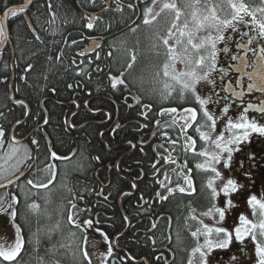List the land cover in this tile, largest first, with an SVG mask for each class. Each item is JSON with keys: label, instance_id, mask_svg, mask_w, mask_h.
Segmentation results:
<instances>
[{"label": "trees", "instance_id": "1", "mask_svg": "<svg viewBox=\"0 0 264 264\" xmlns=\"http://www.w3.org/2000/svg\"><path fill=\"white\" fill-rule=\"evenodd\" d=\"M21 1L23 0H8V4ZM78 1L79 4L77 0H33L26 13L29 15L35 31L30 28L25 14L19 15L16 19L11 17L9 19L10 37L15 50L16 74L14 81L15 84L16 81L18 82L14 92L16 97L25 98L31 108L30 115L16 125L13 133L15 138L23 136L31 125L43 122L45 119V111L41 107L40 100L42 95L71 97L75 90V82L80 81L79 85L82 88L80 100L82 101V97L90 96L86 105L88 108L81 106V111L79 110L72 117L75 124L79 123L80 117L86 121L78 128H70L65 125L67 118L65 115H69L74 108V103L62 105L51 99L45 101L44 105L50 116L46 128L54 150L60 157H67V159L55 160L57 162L56 176L46 189L37 188L27 183L29 179H32L34 184L37 182L46 184L50 178L49 174L42 171L52 161L43 136L40 135L39 149H31L26 141L14 142L9 136L11 123L15 118L26 115L28 104L24 102V105H20L10 102L7 96V82L11 68V53L9 47L5 51H0V113H3L0 115V125L6 132V136L0 138L3 141L0 144V165L7 167L16 162V158L7 160L6 154L11 151L10 143L20 148L19 156L23 158L24 162L18 165L19 170H23L21 168L27 163L29 164L27 174L12 186L17 192L15 205L17 216L13 222L20 226V234L25 241V250L19 264H41V257H43V264H55V261H59V264H76L77 261L87 264L86 261H83L82 253L79 251L84 247L85 231L83 227L78 229L68 222V213L76 211L71 209L69 201L77 204V210L83 209L86 204L89 205L90 200L87 195L100 189L99 180H91V172L94 170V166L104 163L108 159H112L111 163L113 164L120 155V164L122 166H127L128 163L133 164L131 166L136 167L137 174L140 173L139 166L146 169L147 162H152L150 147L144 148L143 152L138 147L130 152H122L131 146L130 143H123V140L129 136L136 139L135 129L138 127V123L126 125L116 132L108 130L100 134L103 128L102 124L91 120H102L107 117V112L98 110L102 108L110 109L112 116L114 115L115 105L110 99L112 96L110 92L113 93L114 89L109 85L108 74L109 71L112 73L125 66L124 60L128 49H135L138 55V62L131 70V75L127 74L128 88L133 93H140L143 98L148 96L153 100V102L151 101L153 106L159 104L165 108L174 105L180 107L195 101L191 94H187L185 100L181 101L178 85L177 91L173 93L172 97L163 101L159 98L160 84L151 81L157 70L154 66L161 65L166 60V55L164 46L159 44L158 40L149 37L156 29L160 30L161 35H165L166 25L163 20L155 27L145 26L142 23L143 9L150 4V0H110L111 6L106 5V0H95L94 4L89 0ZM185 2L186 0H177L181 6ZM218 2L219 0H209V3ZM244 2L253 7L264 6L261 0H244ZM130 3L133 8H128ZM117 4L120 5L121 11L116 10ZM100 9L101 11L95 14L100 17L95 22V26L92 29L86 28L87 17ZM3 10L4 3L3 0H0V12ZM201 11H203L202 7ZM184 19L185 17H181V22ZM136 25H140V28L133 33L130 29L135 28ZM37 36L39 39L36 38ZM94 39H102L99 47L85 52L84 56L79 55L80 50ZM72 40H76L78 43L73 45ZM153 43H157L158 47L153 49ZM109 52L112 53L111 56L108 55ZM96 53H99V60L96 59ZM29 65L32 67L29 68ZM97 65L101 71L96 70ZM21 74L24 77H21ZM148 75L151 77L150 79H148ZM3 77H6L4 82H2ZM70 84L73 85V88L69 87ZM116 92H123L122 87L119 86ZM127 106V103H122L120 115L122 117L137 115L136 117L140 119L137 114L141 109L140 106L135 105L131 108ZM90 109L98 110L97 114L90 113ZM155 110L152 108L151 118L155 114ZM125 120L122 119V122ZM171 130L174 134L173 127ZM24 146L29 149L27 153L29 159L25 157ZM95 157H100V159L96 160ZM202 158L203 156L195 154L193 158L188 159L189 164L194 161L192 171L195 178L194 191L176 193L174 196H169L167 201H158L152 197L156 189L154 184L140 181L135 191L122 194L120 203L121 190L132 185L126 178L112 172L111 182L108 186L103 187V192L111 195L109 206L104 205L112 213L111 218L113 217L110 223L112 229L109 232L110 236L126 226L122 207L131 216L132 222L138 218L139 212L144 214V211L148 209L154 217L158 215L161 217V227L156 229L153 234L155 244H168L172 247L175 257L169 264H184L191 248L195 247L198 241L197 238L190 235V232L202 227V218L195 215L192 210L207 211L209 208H213L216 201L228 207H230L228 201L230 200L232 203V198L223 199L222 202L212 195V189L208 187L212 172L210 169L196 167ZM6 160L7 163H5ZM99 174L102 180L106 181L107 177L103 170ZM80 176L84 177V180H81ZM69 188L73 191L69 192ZM141 194L150 199L148 198V202L139 207L135 205V202L141 203ZM0 196L10 198L8 189H0ZM33 202L40 206L38 211H33L28 207ZM81 212L79 211V215ZM193 215L196 219L191 218ZM234 215L237 216L232 210L231 216ZM57 224H59L58 228ZM139 225L141 228L130 226L125 233L119 235L116 240L117 244L126 249L133 257L146 258L149 264H166L161 256H158L160 259H157L149 234L143 231L150 226L149 219H142ZM73 233H75L74 237ZM37 239H39V245L36 244ZM114 250L116 255L120 253L117 247H114ZM166 254L170 258L168 251ZM0 264H5V262L0 261ZM109 264H111L110 261ZM132 264H146V262L141 260L139 263L132 262Z\"/></svg>", "mask_w": 264, "mask_h": 264}, {"label": "snow or ice", "instance_id": "2", "mask_svg": "<svg viewBox=\"0 0 264 264\" xmlns=\"http://www.w3.org/2000/svg\"><path fill=\"white\" fill-rule=\"evenodd\" d=\"M33 0H26V3L20 5L18 7L9 6L8 0H3L4 3V11L2 15L4 20H0V43L7 42L9 38L8 29L5 26V21L11 17L12 19H16L21 14H26L28 5L32 4ZM91 3H95V0H89ZM261 3L264 4V0H261ZM159 4V10H156L157 5ZM51 7V5H49ZM201 7L203 11H201ZM128 8H133V5L128 4ZM117 11H121V7L117 4ZM257 13H259V17H257ZM222 14V15H221ZM181 17H185L183 23L181 24ZM190 17V21H189ZM247 18V19H246ZM100 19L97 16H89L87 17V23L85 27L88 29H92L95 26V22ZM163 20L165 27V35H161L160 30L156 29L152 32L150 39L158 40L159 44H162L165 48L166 60L158 66H154L157 70L154 73V80L159 78L163 80V87L159 90L160 99L163 101H167L170 97H172L173 93L177 91V88L173 87V84L168 81L174 82L178 85V92L181 101L185 100L187 94H191L194 97V100L197 103L198 107H187L178 109L175 107L172 108H160L158 116H164L166 114H176L178 112L183 113L180 116L173 115L171 122L161 121L157 119L155 124L160 126L163 124L166 129H170L175 127L178 121L182 120L183 123L179 124V130L181 134L185 138L184 150L185 152L192 151L195 154L205 157V164L209 166V169L212 173L215 174L216 177H221L222 173L214 166V164H222L225 169L231 170L232 167V158L233 152L239 151V147H236L244 142L249 141V137L253 134H259L264 137V124L258 123V119H264V100H262L259 104L248 103L247 107L243 109L244 113H248L249 110H252L256 113L255 116L249 118L247 115H241L240 122L232 123L231 120L228 122L229 129H237L240 130L238 134L232 135L227 141L223 138V133L216 137V140L213 141L216 149L218 151L209 153L207 151H200L196 153V143L197 140L193 136L187 134V130L189 128H195V131L199 133V138L203 141L209 140V136L201 131L203 127L215 128L216 120L210 114L208 110V105L210 103H215L216 101L212 100L211 96L204 97L202 96L198 89L197 84L200 81H207L209 85H212L210 91H214L215 88V80L209 79L211 73L217 72L216 68V44L215 41H210V47L207 49V55H200L199 59L194 62L191 60L189 56V48L190 45L192 49L200 50L204 49V44H195L192 40V31L189 30V23L199 30L208 26L209 21L215 22L216 26L223 27L225 29L230 28L232 31H236V26L238 24L243 23L245 26H251L255 30V35L249 36L247 44L243 45V47L247 48L248 44H252L254 40L260 38L261 47L259 48V55L256 61V66L253 67L251 72L245 71L248 67H251L249 61L246 57H238L233 56V60H240L239 65H234L233 67L237 72H240L242 75H246L251 81L248 84V91L251 92L256 90L258 92L264 93V6L262 7H253L248 3H245L244 0H219L218 3H209V0H186V2L181 6L177 3V0H150V4L143 9V21L142 23L145 26L155 27L159 22ZM30 26V25H29ZM140 28V25H136L135 28L130 29L133 33H135ZM247 36L248 33H245ZM39 39V37H36ZM175 38V42L173 44L169 43L170 39ZM217 39L223 40L224 36H218ZM71 43L73 45L77 44L76 40H72ZM139 43V41H137ZM95 47H99V44L93 41ZM158 47L157 43L152 44V48L155 49ZM92 50V49H89ZM225 52L228 51L227 48L224 49ZM248 51L255 52V48H248ZM79 55L84 56L85 52L81 51ZM109 56L112 55L111 52L108 53ZM157 55L159 53L157 52ZM99 53H96V59L99 60ZM51 59V57H49ZM59 59V57H57ZM176 61H180L185 63L186 67L189 69L188 71H181L179 73L175 70ZM138 62V55L135 49H128L126 51V57L124 60V70L119 72L118 75H112L111 71H109V79L110 85L113 89L118 88V86L122 88L128 87V82L126 79V73L131 75V70H133ZM75 63V61H73ZM29 68L32 65L28 66ZM172 69V71H170ZM97 71H101L99 66L97 65ZM83 71V70H81ZM221 74V78L228 75L226 69H219ZM237 84L240 83L239 80L236 81ZM72 87V85H69ZM54 91V90H53ZM223 91L228 92L231 91V94L236 99H241L243 96L242 92H236L235 89L224 88ZM136 105H139L143 110L140 112V115L145 119L149 118V114L152 111V104H141L140 96H132L131 97ZM127 97L125 98V102L127 103ZM15 103L24 105V101L16 100ZM128 107H133L132 104H128ZM198 108L202 110L203 117L205 121L201 124L198 121ZM229 111V106L225 105L223 108V112L227 113ZM3 115V113H0ZM210 122V123H209ZM18 123V121H17ZM49 123L48 119L44 120V124L47 125ZM71 127H75V125H71ZM117 128L119 125L116 126ZM141 127H147V125H141ZM115 131V129H113ZM156 133H153L155 136ZM6 136L5 129L0 126V138ZM161 136L166 140V142L172 146V150H175V146L178 143L177 139H172L169 136V131L164 130L161 132ZM12 140H15V137H12ZM3 141L0 139V144ZM32 145H36L37 149H39V142L36 139L31 140ZM135 146V145H133ZM11 151L7 153V160H12L16 158V162L14 164H9L7 167L4 165H0V188H6L7 185L13 183V177L16 176V173L19 171L18 165L23 163L24 160L19 156L20 148L16 147L14 144H9ZM160 148H164V144L158 145ZM143 150V149H141ZM29 149L27 146H24V154L27 157ZM165 152L168 154H160V159L155 161L151 167L153 169V175L155 176L157 173L161 172V167H158L160 164V160H163L165 164H176V160L172 158L171 152L168 149H165ZM222 153L226 154V159L222 157ZM49 154L52 159H67V157H60L56 151L51 150V145L49 144ZM30 158V157H27ZM254 159V157H251ZM96 160H99L100 157H95ZM7 160L5 163H7ZM186 164V161H185ZM205 164H197L196 167L198 169H204ZM119 167V165H117ZM183 165L181 166V171L178 173V177H182L184 184L177 182L175 184V188L169 187L168 183L164 181H157L160 189H164L165 192L172 194L176 190L181 193L186 192L188 189L193 188V183L187 172L183 171ZM241 167H243V161H241ZM44 173L49 174L51 178L48 179L47 183L37 182L34 184L32 179L27 181L28 184L33 185L37 188H47L49 184H52L55 179V165L49 164L45 169L42 170ZM172 173H176L177 169L173 168ZM191 169H188L190 172ZM23 175V173H20ZM165 179L168 180L170 177V173L165 171L163 173ZM247 175V173H245ZM137 184L135 182L132 183V188H136ZM208 187L212 189V195L216 196L217 191L213 188L212 180L208 181ZM238 184L234 179L229 178L223 187V192L225 194L229 192L237 191ZM69 192L73 190L71 188L68 189ZM11 195V194H9ZM127 195V193H125ZM155 198L159 201H167L169 196L164 195L161 191H156ZM83 199V197H80ZM107 199V197H105ZM141 199H143V195H141ZM17 203V199L15 196H11L9 199L7 196H0V213L5 214L9 220H13L17 216V211L15 205ZM229 205L231 201H228ZM248 203L253 206V208L259 209L258 215L259 220L257 223H253L251 220L247 219L245 216L241 215L240 222L241 227H236L233 232L229 231L225 227H215L210 228L208 225L202 224V228H197L195 231H191L190 235L193 238H198L200 235H204V243L199 244L195 247H192L190 253L188 255L187 264H208V256L214 249H227L230 244L233 242V239L239 242H243L245 237H249L252 242L255 244V255H256V264H264V201L258 200L256 196H251L248 200ZM70 207L72 210L67 215V220L70 224L74 225L76 228H81L86 226L88 229L95 227L96 232H101L104 236L105 240H108V236L106 233H102L99 225L100 221L97 219L95 222L93 219H82L79 216V211H84L83 209L77 210V204L69 201ZM33 211H38L40 206L33 202L28 206ZM213 212L219 214V219L222 221L225 218V211L223 208H209L206 212L202 213V215L209 216L212 215ZM192 219H196L195 215L191 217ZM128 216H124V220L127 221ZM59 227V224L56 226ZM157 224L155 222L152 223V228L155 229ZM51 231V230H49ZM21 229L19 225H16V233L15 240L13 243H7L6 241H0V261L5 262V264H19V260L22 256V253L25 250V241L21 236ZM215 234V239L211 237ZM73 237L75 233L72 234ZM179 240V236H178ZM94 241H90L87 235L83 236V248H80L79 251L82 253L83 261H86L87 264H92V260L90 257L93 253L88 249L89 244H94ZM153 243L155 241L153 240ZM36 244L39 245V239L36 240ZM63 247V245H61ZM107 255H113V249L111 245L107 248ZM41 259V264H43V257ZM75 259V256H74ZM135 259L131 256H123L119 258V264H124L126 260ZM160 259V257H157ZM235 260V257L232 258ZM55 264H59V261H55ZM76 264H83L82 261H77ZM100 264H104V261H100Z\"/></svg>", "mask_w": 264, "mask_h": 264}, {"label": "flooded vegetation", "instance_id": "3", "mask_svg": "<svg viewBox=\"0 0 264 264\" xmlns=\"http://www.w3.org/2000/svg\"><path fill=\"white\" fill-rule=\"evenodd\" d=\"M252 6V5H251ZM87 12V11H86ZM259 13H257V17H259ZM92 16V14L90 15ZM95 16V15H94ZM247 19V18H246ZM10 28V27H9ZM245 33H248V35L246 36ZM255 35V30L253 28H251V26H245L243 23L238 24L236 26V31H232L230 28H228L227 30H225L224 34L222 36H224L223 40H216V39H212L211 41H215L216 44V68H217V72L211 73L209 79H213L215 80L216 84H215V88L214 91H210L209 89L212 88V85H209L207 83V81H200L197 84V89L199 91V93L204 96V97H208L211 96L213 101H216L215 103H210V105H208V110L210 112V114L215 118L216 120V124H215V130H220L222 132L227 133L229 131H233L234 134H238L240 130L237 129H229L228 127V122L229 120L232 121V123H238L240 122V117L241 115H247L249 118H252L253 116L256 115V113L252 110H249L248 113H244L243 109L247 107L248 103H252V104H259L262 100H264V93L258 92L256 90H253L251 92L248 91V84L251 82L249 81L248 77L246 75H242L240 72H237L235 70V68L233 67L234 65H239L240 64V60H233L232 57L233 56H238V57H246L247 60L249 61L251 67H248L247 69H245V71L247 72H251L253 70V67L256 66V61L258 59V55H259V48L262 46L261 45V40L260 38H257L256 40H254L252 42V44H248L247 48L243 47V45L247 44L248 38L249 36ZM221 36V34H214L213 37H218ZM11 38V37H10ZM12 42V40H11ZM13 45V42H12ZM7 47H9L10 53H11V58H10V75L8 77V82H7V87H8V92H7V96L10 99V102L15 103L16 100H22L25 103L28 104V102L26 101L25 98L19 97V96H15V81H14V77L16 74V66H15V54H14V59L12 61V50H11V46L10 43H8L2 50L0 51H5L7 49ZM14 48V45H13ZM227 48L228 51L225 52L224 49ZM248 48H255L256 51H248ZM15 53V50H14ZM205 56L207 55L204 54ZM126 66V65H125ZM121 67L120 69H116L114 72H112V75H118L119 72L124 70V67ZM226 69L228 72V75L221 78V74L219 72V69ZM80 73V72H79ZM109 75V74H108ZM21 77H24L23 74H21ZM126 79H127V73H126ZM2 82H4L6 80V77L2 78ZM239 80L240 83L237 84L236 81ZM128 82V79H127ZM163 80L157 81V84H160L161 89L163 87ZM169 83L173 84V87L177 88V85L172 82V81H168ZM75 90L72 93L71 97H57V96H53V95H42L41 96V107L44 109L45 111V119L49 120V111L48 109L45 107V101L47 99H51L59 104L62 105H66L69 103H74V108L70 111L69 115H65L66 121H65V125L67 127L70 128H78L80 127L82 124H84L86 121L84 119H82L80 117V121L79 123H73V115L75 113H77L79 110L81 111V106L87 107V102L90 98V96L87 97H82V101L80 100L81 98V90L82 88H80V81H76L75 82ZM16 84H18V82L16 81ZM129 84V82H128ZM72 85V84H70ZM110 85V82H109ZM10 86H12L14 94L10 95L9 92V88ZM111 86V85H110ZM119 87V86H118ZM73 88V85L72 87ZM224 88H228V89H235L236 92H242L243 96L241 97V99H236L235 97L232 96L231 91L225 92L223 91ZM52 90V88H50ZM118 88L114 89V92H110L112 94V96H110V99L113 100L114 102V109H115V113L112 116V113L110 111V109H98L100 111H104L107 112V117H105L102 120H94L91 119L92 121H96L100 124H102L103 128L100 131V134H102L104 131H108V130H112L115 129V132L122 129V127L129 125V124H133V123H138V127L135 129L136 130V139L129 136L127 137L125 140H123V143H130L131 146L129 149L127 150H123L122 152H130L133 151L136 147L143 149L145 151L144 148H148L150 147V150L152 152V162H147V171L146 169H144L143 167L139 166L138 168H140V173L137 174V172H135V166H131L133 164L128 163V165L126 166H122V164H120V155L119 157L114 160V163L112 164V159H108L106 161H104V163H100L97 166H94V170H92L91 172V180L93 179H98L99 180V186L100 189L97 192L94 193H90L88 196L90 202L89 205L86 204L83 207V210L81 212V214L79 215L82 219H93V221L95 222L97 219L100 221L99 226L100 228H102L108 235V241H107V245H111L112 249H113V255L109 256L107 255V248L105 247L106 244L104 242L99 241L97 238H95V236L92 234H88L87 236L89 237L90 241H94V244H89L90 245V251L93 253V255L90 257V259L92 260V264H100V261H104V264H109V261L111 264H119V258L123 257V256H129V252L122 248L121 246H119L116 242L117 238L119 237V235L125 233L130 226H138L137 228H141V225H139V223L141 222L142 219H149L150 222V226L143 231H146L149 234L150 237V242L152 243V249L154 251H156V256H161L162 260H164V262L166 264H169V262L171 260H173V258L175 257V253L174 250H172V247L168 244H155L153 243V234L154 231L156 229H159L161 227L160 225V215L154 217L153 213L150 210H145L144 214H142V212H139L137 214L138 218L136 220H134L132 222L131 216L128 215L123 207H122V212L124 214V216H128V220L126 221V226L121 230L123 231L126 227L127 229L123 232L120 233L121 231L116 232L114 235L110 236V231L111 226L110 223L113 219L112 213L110 211L107 210V208L104 207L105 206H109V201L111 199V195L108 193H104L103 192V187H106L109 185V183L111 182V178H112V172L126 178L130 184L132 185L133 182H135L138 184L140 181L143 182H147L148 184H154L156 187L155 192H154V196L152 195V197H155V193L156 191H161L164 195L167 196H174L176 193H181L178 190H176L174 193L169 194L167 192L164 191V189H160L159 185L157 184V181H164L165 183H168L169 187H173L175 188V184L177 182L181 183L182 185L184 184L183 178L182 177H178V173L181 171V166L183 165V171L187 172V174L189 175V177L192 180L193 183V188H194V175L192 173L193 171V164L194 161H192V163L189 164L188 159H191L195 156V153H193L192 151H188L185 152L184 150V144H185V138L184 136L181 134L180 130H179V124H182L183 121L180 120L178 121L177 125L175 127H173L174 130V134H172V130L170 129H166L165 126L163 124H161L160 126H157L155 124V121L157 119H160L161 121H168L171 122L172 116L176 115V116H180L183 113L178 112L176 114H170V115H164V116H158L157 113H159L160 108L163 107L165 108L163 105H157V106H153L152 102L153 100L150 99L148 96L143 98L141 97L142 94L140 93H133L128 87L122 88L123 92H116ZM132 96H140L141 97V104H152V108L156 109L155 110V114L152 116L149 114V118L145 119L143 116L140 115V112L143 110L141 107L140 111H138V115L140 117V119L138 117H136L137 115H128L127 117H122L121 114V108H122V103L126 104L125 102V98L127 97V105L128 104H132L133 106H135L136 104L134 103L133 99L131 98ZM62 98V99H60ZM160 98V97H159ZM158 99V97H157ZM152 101V102H151ZM225 105L229 106V111L227 113L223 112V108ZM128 107V106H127ZM178 108V109H182V108H187V107H198L196 101L194 102H190L188 104H185L183 106H170L169 108ZM82 108V109H83ZM88 108V107H87ZM129 108V107H128ZM30 106L29 104L27 105V112L26 115L23 117H19V118H15V120H13V122L10 125L9 128V136L12 140L13 137V133L15 131L16 125L20 122L25 120L29 115H30ZM89 110V109H88ZM98 110H92L90 109V113H92L93 115L97 114ZM139 110V109H138ZM198 121L203 124L205 121V118L203 117L202 114V110H200L198 108ZM28 114V115H27ZM44 119V120H45ZM122 119H126L124 122H122ZM44 120L43 122H39L36 123L34 125H31V127L23 134V136L19 137V138H15V140H13L14 142L17 143H21L23 141L28 142V144L31 146V149H36L37 146L36 145H32L31 140L32 139H36L39 143H40V135L43 136L44 141L46 142L47 146H48V141L47 138L45 136V132L49 135V132L47 131V128L44 124ZM18 121V123H17ZM258 123L264 124V119H258L257 121ZM210 123V122H209ZM147 125V127H141V125ZM71 125H75V127H71ZM119 125V127L117 128L116 126ZM1 126V125H0ZM216 126H220V128H216ZM209 127H203L201 129V131H205V133L208 135L209 133ZM213 129V132H214ZM164 130H168L169 131V136L172 139H177L178 143L175 146V150H172V146H170L166 140L161 136V132ZM156 133L155 136H153V133ZM187 134L190 136H193L194 138H196L197 143H196V152L198 151H202V149L204 148L206 141H203L199 138V133H197L195 131V128H189L187 130ZM213 134L212 132L209 134L211 135ZM208 135V136H209ZM50 137V135H49ZM208 143V140H207ZM160 144H164V148H160L158 147V145ZM118 145V144H115ZM135 145V146H133ZM54 147V146H53ZM236 147H239V151H235L233 152V158H232V167L231 170L227 169V175L231 178L237 181L238 187H240L242 189V193L240 195V197L238 198H232V203L230 204V207H228V210L232 211V210H239V213H237L238 216H240L242 213H244L242 211V207L244 208V206L248 203H246L245 201L243 202V200L245 199V197H248L250 195H254V196H258V198H260L259 200L264 201V137L260 136L259 134L253 133L250 137H249V141L248 142H244ZM49 148V147H48ZM109 149H112V147ZM165 149H168L169 152H171L172 158L176 160V164H165L163 160H160V164L158 165V167H161V172L157 173L155 176L153 175V169L151 167V165L157 161L158 159H160V156L158 155V153L160 154H168L165 152ZM143 150H141L143 152ZM122 154V153H121ZM251 157H254V159H252ZM29 159V158H28ZM27 159V162H28ZM203 159V158H202ZM186 161V164H185ZM241 161H243V167H241ZM30 162V160H29ZM26 163V162H25ZM50 164H54L55 165V173H56V169H57V162L55 161V159H52V161L50 162ZM49 165V164H48ZM117 165H119V167H117ZM176 168L177 172L176 173H172V169ZM21 169H28L27 172L29 171V164L27 163L25 166H23ZM188 169H191L190 172H188ZM205 169H209V168H205ZM103 170V173H105L106 175V181L102 180V177L100 176L99 172ZM20 171V170H19ZM167 171L170 173V177L168 180L165 179V176L163 175V173ZM27 172L25 173V175L27 174ZM245 173H247V175H245ZM24 175V176H25ZM23 176V177H24ZM22 177V178H23ZM51 178V177H50ZM81 178V180H84V177H79ZM247 179H250V183L248 184V190L245 189L244 187H246V181ZM213 184V183H212ZM15 185V183L13 184ZM12 185V186H13ZM7 187L9 194H11V192L15 195V197H17V192L13 189V187ZM136 188H132L131 187H124L119 195V200L121 203V196L124 192H128V191H135ZM251 187H256V191H253V189H250ZM214 188V187H213ZM192 189H188L186 192H191ZM222 192V197L224 199H229L232 196H234V192H229L227 194H225L223 192V187L220 190ZM143 195V194H141ZM140 195V198H141ZM105 197H107V199H105ZM242 197V198H241ZM148 198L145 195H143V199H141V203L138 204L135 202V205L141 207L143 206L146 202H148ZM150 199V198H149ZM158 200V199H157ZM152 201V200H151ZM150 201V202H151ZM159 201V200H158ZM240 208V209H239ZM227 210V211H228ZM192 212L195 213H204L206 211H200L197 212L196 210H192ZM210 218L211 219V215L209 216H203L202 221L203 224L206 220V218ZM111 218V219H110ZM155 222L157 224V227L155 229L152 228V223ZM219 223H221V226L225 228L228 227L227 222L224 224V220L219 221ZM159 224V225H158ZM110 226V227H109ZM83 229L85 231V235L87 233V230L85 229V227L83 226ZM197 243L199 244H203L204 241L199 242L197 241ZM96 244H101V246H97ZM103 245V246H102ZM88 247V246H87ZM98 247V249H97ZM114 247H117L118 250H120V253L118 255H116V251L114 250ZM97 250V251H96ZM166 251L169 252L170 258L167 257ZM131 257H133L132 255H130ZM235 257V260H233L232 258ZM137 259H141L144 260L146 262V264H149V261L146 258H137ZM256 259V255H255V244L250 240L249 237H245L243 242H239L236 241L235 239H233V242L230 244L229 248L227 249H214L208 256V264H247V263H252L254 262V260ZM138 261H134V259H130V260H126L124 262V264H132L133 263H139L141 262ZM187 264V260H185L184 264Z\"/></svg>", "mask_w": 264, "mask_h": 264}, {"label": "rangeland", "instance_id": "4", "mask_svg": "<svg viewBox=\"0 0 264 264\" xmlns=\"http://www.w3.org/2000/svg\"><path fill=\"white\" fill-rule=\"evenodd\" d=\"M161 2H163V0H161ZM156 10L157 11L159 10V4L157 5ZM180 23L182 24L183 22H180ZM189 30L192 31V33H193V35H192L193 43L205 45V48L200 49V50L192 49L190 45L188 46L189 56H190L191 60L194 62L195 60L199 59L200 55H204L207 53V49L210 47L209 42L212 39L219 40V39H217V37H213L214 34L223 35L225 30H227V29L223 28L222 26L218 28L216 26L215 22L209 21L208 26L201 28L199 30H196V28L190 22L189 23ZM174 42H175V38L169 40L170 44H173ZM175 70L177 73H179L181 71H188L189 69L186 67L185 63L180 62V61H176ZM170 71H172V69H170ZM147 77H148V79L151 78L149 75ZM152 78H151V81H153V83H157V79L154 80V78L153 79ZM216 128L218 129V128H220V126H216ZM203 132H205V131L203 130ZM211 132L213 134L209 135ZM221 133H223V138L225 141H227L232 135H234L233 131H229V132L224 134V132H222L220 130H215V129L213 132V128H211V129H209V133H208V135H209L208 143L206 141V144H205L204 148L202 149V151H207L209 153L218 151V149H216L213 141H215L216 137L219 136ZM222 157L224 159L227 158L226 154H224V153H222ZM200 164H205V157H203V159L200 161ZM212 166L216 167L222 173L221 177H216L215 174L212 173L211 180L213 183V187L217 191L216 198H218V200L223 202L224 198L222 197V192L220 190L222 187H224L225 183L227 182V180L230 177L227 175V169H225L222 164H214ZM205 168H209V166L207 164H205ZM249 183H250V179H247L246 187H244L247 190H248V184ZM250 189H253V191H256V187H254V188L251 187ZM241 193H242V189L240 187H238L237 191H235L233 194L234 196H232L231 198H235V199L237 197L239 198ZM11 196H15V195L11 192L10 198H11ZM251 196H254V195L249 196V194H248V197L246 196L245 199L243 200V202L246 200L245 202L248 203V200L250 199ZM256 197L258 200L260 199V198H258V196H256ZM213 207L224 209V211H225L224 224L226 223V221L228 222L227 223L228 224L227 229L229 231L233 232V235H234V229L236 227L242 226L241 222H240L241 215L245 216L247 219L251 220L253 223H257L259 220V215H258L259 209H258V207L253 208V206L249 203H248V205L246 204L244 206V208L243 207L241 208L244 213H242L240 216H238V215L237 216L236 215L231 216L232 211L230 212L228 210V206H226L222 203L220 204L217 201ZM233 212H235L237 214V213H239V210H236V211L233 210ZM195 215H197L200 218L204 216V215H202V213H195ZM219 221H221L219 219V214L216 212H213L211 215V219L209 217L206 218L204 224L208 225L210 228L222 227L221 223H218ZM84 227L87 230L86 235L93 233L95 238H97L101 242H104L106 244L105 247L108 248V246H109V245H107L108 240L104 239V236L101 234V232H96L95 227H93L91 229H88L86 226H84ZM97 227H99V226H97ZM101 230H102V233H106L102 228H101ZM15 233H16V226H15L13 220L10 221L9 218L5 214L0 213V241H6L7 243H13L15 240ZM211 238L215 239V234H213V236ZM197 239L199 242H202V241H204L205 237H204V235H200ZM96 245L101 246V244H96ZM88 248H90V245H88ZM97 249H98V247H97ZM256 259L254 260V262H252V263L250 262L247 264H256Z\"/></svg>", "mask_w": 264, "mask_h": 264}, {"label": "water", "instance_id": "5", "mask_svg": "<svg viewBox=\"0 0 264 264\" xmlns=\"http://www.w3.org/2000/svg\"><path fill=\"white\" fill-rule=\"evenodd\" d=\"M77 2H78V4H79V1H78V0H77ZM25 3H26V0L21 1V2H13V3L9 4V6H15V7H18V6L23 5V4H25ZM107 4H108V6H110V0H107ZM30 5H31V4H30ZM30 5H28V7H29ZM3 11H4V10H3ZM3 11L0 12V20H4V17H3V15H2V12H3ZM100 11H101V9L98 10V11H96V12H100ZM92 16H93V15H92ZM25 17H26V20H27L28 24L30 25V28L34 31L35 29H34L33 23H32V21H31L29 15H28L27 13L25 14ZM9 19H10V17H9ZM9 19L5 21V26H6V28L8 29L9 38H8L7 42H5V43H0V50H2V49H3L8 43H10L11 50H12V61H13V59H14V48H13V45H12V42H11V38H10ZM93 41H95V42L98 43L99 45L102 43V39H95V40H92V41H90V42H89V43H88L83 49H81L80 52H81V51L89 52V51H92V50L96 49L97 47L94 46ZM89 49H92V50H89ZM27 115H28V114H27ZM45 136H46L47 141H48V146H49V144H50V145H51V150H54V148H53V144H52V140H51V138L49 137V135H48L46 132H45ZM21 172L23 173V175L20 174ZM26 172H27V169H24V170L18 172V173L16 174V176L13 177V183H15V182H16L17 180H19L21 177H23V176L25 175ZM13 183H12V184H13ZM12 184H10V185H12ZM10 185H7V187L10 186ZM0 189H1V188H0ZM126 229H127V227H126L123 231H121L120 233H123ZM129 256H130V255H129ZM134 260H135V259H134ZM140 260H141V259H137V261H140Z\"/></svg>", "mask_w": 264, "mask_h": 264}, {"label": "bare ground", "instance_id": "6", "mask_svg": "<svg viewBox=\"0 0 264 264\" xmlns=\"http://www.w3.org/2000/svg\"><path fill=\"white\" fill-rule=\"evenodd\" d=\"M35 29V28H34ZM33 31V30H32ZM35 31V30H34ZM18 84H14V87H16ZM13 91V88H12V86H10V88H9V92H10V95L11 94H14V92H12ZM135 258V260L134 261H136V262H138L137 261V258L136 257H134Z\"/></svg>", "mask_w": 264, "mask_h": 264}]
</instances>
